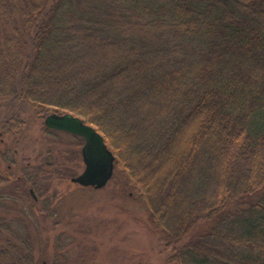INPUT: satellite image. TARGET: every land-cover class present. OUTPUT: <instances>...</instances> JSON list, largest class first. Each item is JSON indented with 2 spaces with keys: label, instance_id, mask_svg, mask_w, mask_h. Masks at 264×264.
<instances>
[{
  "label": "trees",
  "instance_id": "obj_1",
  "mask_svg": "<svg viewBox=\"0 0 264 264\" xmlns=\"http://www.w3.org/2000/svg\"><path fill=\"white\" fill-rule=\"evenodd\" d=\"M0 101L15 145L26 118L93 126L164 264H264V0H0ZM57 160L19 180L43 215L66 181ZM0 226V264H41L28 233Z\"/></svg>",
  "mask_w": 264,
  "mask_h": 264
},
{
  "label": "rangeland",
  "instance_id": "obj_2",
  "mask_svg": "<svg viewBox=\"0 0 264 264\" xmlns=\"http://www.w3.org/2000/svg\"><path fill=\"white\" fill-rule=\"evenodd\" d=\"M6 110V104L0 101V131L8 118ZM25 120L22 146L15 145L10 136L0 137L1 176H6L8 166L14 164L10 184L0 188L3 228L28 233L34 242L33 254L41 264H56L61 257L70 264H164L161 235L150 224L145 204L125 189L120 174L114 170L113 178L100 190L70 183L84 170L81 155L66 160L65 151L78 150L77 140L60 132L46 134L39 120ZM82 146L83 142L80 151ZM55 159L64 168L66 181L55 183L50 192H56L59 199L51 206L49 216L40 213L41 204L31 197L23 198L28 185L17 188L21 168L47 165ZM7 236L0 233V251L11 249ZM1 262L7 264L5 259Z\"/></svg>",
  "mask_w": 264,
  "mask_h": 264
},
{
  "label": "water",
  "instance_id": "obj_3",
  "mask_svg": "<svg viewBox=\"0 0 264 264\" xmlns=\"http://www.w3.org/2000/svg\"><path fill=\"white\" fill-rule=\"evenodd\" d=\"M44 126L84 141L80 152L84 170L72 178L71 183L95 190L107 185L113 175L115 158L107 148L103 136L93 126L87 125L81 118L70 113L50 114L45 118Z\"/></svg>",
  "mask_w": 264,
  "mask_h": 264
},
{
  "label": "flooded vegetation",
  "instance_id": "obj_4",
  "mask_svg": "<svg viewBox=\"0 0 264 264\" xmlns=\"http://www.w3.org/2000/svg\"><path fill=\"white\" fill-rule=\"evenodd\" d=\"M53 114H55V113H53ZM56 115H58V114H56ZM43 122H44V120H43ZM1 136H2V133L0 132V137H1ZM13 162H14V161H13ZM13 162H12V164H13ZM14 163H15V162H14ZM13 166H14V164L8 166L7 170H10V172L5 173L6 176H4V177L1 176V169H0V188H2V187L5 186V185L10 184V182H11L10 179L13 178V171H12ZM27 168H29L28 165H26L24 168H21L20 171H19V172H20V175L23 174V171H25V169H26L27 172H28V171L31 172V170H28ZM20 177H21V176H20ZM19 179H20V178H19ZM17 189H18V188H17ZM26 189H28V188L26 187ZM24 192L27 193L26 195H28V197H31V198L34 199V200L37 199V197L33 194V192H32L31 189L25 190ZM10 196H13V194H10ZM26 197H27V196H26Z\"/></svg>",
  "mask_w": 264,
  "mask_h": 264
},
{
  "label": "bare ground",
  "instance_id": "obj_5",
  "mask_svg": "<svg viewBox=\"0 0 264 264\" xmlns=\"http://www.w3.org/2000/svg\"><path fill=\"white\" fill-rule=\"evenodd\" d=\"M77 117H78V116H77ZM79 118H80V117H79ZM59 132H60V131H59ZM97 132H98V131H97ZM57 133H58V132H57ZM68 135H69V134H68ZM70 136H72V135H70ZM72 137H74V138H78V137H75V136H72ZM78 139H81V138H78ZM81 140L83 141V139H81ZM83 144H84V141H83ZM112 154H113V153H112ZM113 156H114V155H113ZM114 158H115V156H114ZM112 176H113V175H112ZM111 179H112V178H111ZM111 179H110V180H111ZM108 183H109V182H108ZM108 183H107V184H108ZM106 186H107V185H106ZM106 186H105V187H106ZM105 187H104V188H105Z\"/></svg>",
  "mask_w": 264,
  "mask_h": 264
}]
</instances>
